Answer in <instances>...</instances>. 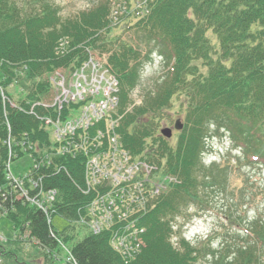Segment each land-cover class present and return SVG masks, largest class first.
<instances>
[{"label": "trees", "instance_id": "1", "mask_svg": "<svg viewBox=\"0 0 264 264\" xmlns=\"http://www.w3.org/2000/svg\"><path fill=\"white\" fill-rule=\"evenodd\" d=\"M111 1L100 0L64 18L61 7L52 0H0V85L9 99L0 91V217L5 215L12 221L17 236L28 233L23 240L34 243L47 264H58L60 237L79 227L80 209L91 212L83 206L97 191L84 194L71 178L54 175L50 167L34 172L42 176L45 193L58 189L48 209L21 195V188L7 177L11 151L22 156V144L27 147L37 137L42 148L49 146L48 132L35 115L45 114V109L31 111L51 89L49 81L46 84L41 77H49L59 68L74 70L85 60L88 46L108 54L120 79L118 132L124 146L156 167L159 183H165L170 175L179 181L162 194L149 193V198L155 195L156 199L146 200L145 210L139 202L134 209L119 203L123 210H129L127 220L139 219V226L145 228L138 249L124 255L113 245L112 234H124L125 226L112 220L106 229L89 231L75 242L70 262L201 264L211 258L207 264H264L262 217L246 227L243 239L224 241L220 249L207 241L194 244L174 229L176 218L190 206L208 207L212 192H226L229 174L239 169L242 160L264 167V0H151L149 14L129 28L142 33L137 39L144 38L158 48L167 69L162 80L144 91L140 103L130 95L140 83L148 53L143 54L138 43L110 38ZM65 40L69 44L62 46ZM11 85L25 93L16 106L7 91ZM175 115L183 118L184 127L176 138L167 139L158 130ZM213 127L231 134L237 152L229 156L235 158V165L230 161L226 167L205 164ZM29 194L40 196L38 190ZM57 214L69 221L62 232L53 224ZM23 240L8 239L0 244V253L19 261Z\"/></svg>", "mask_w": 264, "mask_h": 264}, {"label": "rangeland", "instance_id": "2", "mask_svg": "<svg viewBox=\"0 0 264 264\" xmlns=\"http://www.w3.org/2000/svg\"><path fill=\"white\" fill-rule=\"evenodd\" d=\"M52 1L61 7V15L65 18L74 16L83 10L91 8L93 5L99 3L100 0ZM136 35L143 37L142 33H135V30L128 29L126 25H119L118 28L113 27L109 33L110 38L112 37L113 40L119 42L128 41L132 44L138 43L143 54L148 53L145 54L147 57L145 58L146 60L144 61L140 74V83L130 95L136 102H138L145 90L152 87L157 80L163 79L167 68H165V63L159 57L157 51L158 48L155 47L153 43H146L144 38L137 39ZM60 44L65 46L68 45L69 42L68 40H65V43ZM90 52L93 54V59H98L106 63L108 56L106 57L105 53H101V50L95 49ZM102 54H104V56ZM146 64L150 66L151 73L147 76H142ZM62 70L67 71L66 69ZM58 71L61 70L58 69ZM94 77L96 82L100 80V87H106L108 81L102 71L98 70L94 73ZM41 78L42 81L44 80L46 84H48L47 75H45L44 78L43 76ZM54 79H57L59 84L57 90L66 96L72 88H74L75 92L78 91V82L86 86V82L89 79H92V76L87 75V77H74L71 79L65 78V80L60 77H55ZM49 88L52 89L50 82ZM7 91L11 94L12 99L16 104H20L25 98V93L21 92V89L16 85L8 87ZM81 91H83V89H81ZM51 98L52 96L48 98L47 96H44L42 100L46 101L48 104L51 103ZM170 126H173V124ZM174 133V137L176 138L178 132L174 130ZM208 144L209 147L207 154L204 155L206 165L216 163L221 167H226L229 161L232 165H235V158L229 156V154L234 155V153L237 152L231 140V134L226 131H221L217 127H213L212 135L208 140ZM239 164V169L234 168L233 172L229 174V187L226 192H212L211 196L208 198V207L204 206L199 208L196 205L190 206L184 215H179L176 218L175 231L181 232L182 236L186 237L188 241L194 244L207 241L212 248L220 249L224 241L234 239L238 242L239 237L243 239L245 237L243 231L253 222L254 218H264V167L256 164H247L243 160ZM33 166L34 159L32 155L25 153L20 157H16L12 161V175L14 178H20L29 172ZM34 204L38 205L39 203L34 202ZM79 212L81 216H84L86 219L83 223H78L79 227H76V230L74 229V231H71L72 234H68L66 231V233L63 234V237H60V251L58 253L60 261L57 260L58 264H72L68 257L71 247L75 242L84 238L89 231H95L94 226L90 224L91 220H93L89 217L91 212L86 211L88 216L83 210H80ZM231 218H233V220H231ZM53 224L56 230L62 232L68 227L69 221L64 216L57 214L53 218ZM89 228H91V230H89ZM28 235L29 234L26 233L24 236H17V231H14L13 229L12 221L5 215L0 217V240L6 238V240L12 239L13 242H20L23 239H27ZM14 239H20V241ZM23 241L21 242L22 254L19 261L10 260L9 257L0 253V264H23L26 263V261L34 264V260L35 264H47L45 256L43 257V255L36 251L37 248L34 243L29 240ZM174 241H177V237L174 238ZM114 246L118 248L116 244H114ZM262 250H264L263 247ZM36 255H38V257H35ZM210 260L211 258H205L201 264H207Z\"/></svg>", "mask_w": 264, "mask_h": 264}, {"label": "built area", "instance_id": "3", "mask_svg": "<svg viewBox=\"0 0 264 264\" xmlns=\"http://www.w3.org/2000/svg\"><path fill=\"white\" fill-rule=\"evenodd\" d=\"M90 66H92L91 73H90V75L92 76V79H89L86 82V86L78 82L79 83V85L77 86L78 91L73 97H71L69 93L66 96L60 93V95L57 97V101L60 105H62L63 102L68 101V100L84 99L85 97L90 96V95L94 96L95 94L101 93V90L103 91L102 93L104 94V96H106V99L101 100L100 102L92 101L91 104L84 109L83 118L78 119V120L69 121L70 123L66 124L59 131V134L62 138L66 137L68 133L70 134L76 133L77 129L80 126L88 125L90 122H92L94 118L99 119L100 117L105 115L108 108L114 106L117 102L116 97L112 95L113 91H115L114 87L111 85V83L108 81L106 77L105 78L108 81L106 87L105 88L100 87L101 86L100 80L96 82L95 81L96 79L94 77V73H96L99 69L96 63L93 62L92 60L86 65V67H90ZM76 75L78 78L87 77V75L84 72V69H82L81 73H78ZM81 89H83V91H81ZM84 142L85 141L82 140L80 147H83L82 144H84ZM98 172H99V166H98V159H97L93 161L92 166L90 165L89 169L86 171L85 179L87 182H89V184L78 185L81 191H83V193L90 192L94 184L93 181H95L96 178L101 174ZM104 175L113 180V186L115 190L112 193L108 192L102 195L101 199H98L97 201H95L93 204L90 205L91 207L89 208V210H91L90 217L93 219L91 220V223L94 226L95 232H99L103 228V225H106V223L109 224L114 218L115 213H118L119 217L121 216L120 211L115 206L114 200H115V197L120 194V190L124 189V187L122 186L123 180H121L120 175L117 173H114V174L105 173ZM21 193H22L21 195H23L24 197L27 196L32 202L39 203L38 204L39 207L43 209H47L44 205V202L39 200L37 195L32 197L27 191H22ZM121 218L122 217H120V219ZM137 234L138 232L135 233L134 242L137 241L136 243H140V239L138 238ZM131 242L133 241H131V239L129 238V234H122L119 236L118 243L126 246L127 251H130L131 249ZM113 243L115 244V242ZM137 245L139 246V244Z\"/></svg>", "mask_w": 264, "mask_h": 264}, {"label": "bare ground", "instance_id": "4", "mask_svg": "<svg viewBox=\"0 0 264 264\" xmlns=\"http://www.w3.org/2000/svg\"><path fill=\"white\" fill-rule=\"evenodd\" d=\"M102 55L104 56V54H102ZM107 56H108V54H106V57ZM95 63L97 65L98 69L100 71H102V73L105 75V77L111 83V85L114 87V89L120 90V87H121L120 79L117 77V74L112 70V67H111L108 59H107L106 63H104V62L96 59L95 60ZM61 71H64V70H61ZM63 79L65 80V78H63ZM11 86H15V85H11ZM11 86H9V87H11ZM0 91H1L2 94H6L5 87H2L1 85H0ZM69 94H70L71 97H73L76 94L74 88H72V90L69 92ZM50 96L53 97L54 94H52V93L48 94L47 95V98L50 97ZM96 102H100V99L99 98H96ZM37 107L44 108L45 109V114H37V113H35L36 112L35 109ZM73 107H74V104H72L70 106V109H73ZM31 109L35 113L36 117L40 120V122H41V128L46 129V131L48 132V138H53L55 131L58 130L59 128L51 125L49 122L51 120H53V119H60L59 115H60L61 112L53 104H50V103H48V104L47 103H40L38 101L35 102L31 106ZM65 122H66V124H69L70 123L69 121H65ZM40 143H41V140H40L39 137H37L35 139V141H32V145H34L36 147H38L40 145ZM75 164H76V166L79 169H81V170L84 169V164H83L82 161L75 160ZM57 165L59 166V169H57L56 167H54L52 165L50 166L51 170L54 172V175H59L60 176L61 174H64L65 176H68L69 178L71 177V173L69 171H67L68 164H66V163H57ZM103 185L104 184L102 182H100L98 184V188H102ZM26 188H27V180L26 179H23L21 190L22 191H25ZM85 219L86 218L83 216L81 218V223H83L85 221ZM90 224L92 225V223H90ZM89 230H91V228H89ZM111 240L113 242H115V244L118 246L117 249L120 252H122L124 255H126V253H127L126 246L118 243V241H119V235L116 234V233L115 234H112ZM0 241H1L0 242L1 244H5V243H7L8 240H6V238H5L4 240H0Z\"/></svg>", "mask_w": 264, "mask_h": 264}, {"label": "water", "instance_id": "5", "mask_svg": "<svg viewBox=\"0 0 264 264\" xmlns=\"http://www.w3.org/2000/svg\"><path fill=\"white\" fill-rule=\"evenodd\" d=\"M175 128L178 130L183 128V123H182L181 119H178L176 121ZM162 133L167 137H171L172 136V129L171 128H164V129H162Z\"/></svg>", "mask_w": 264, "mask_h": 264}, {"label": "clouds", "instance_id": "6", "mask_svg": "<svg viewBox=\"0 0 264 264\" xmlns=\"http://www.w3.org/2000/svg\"><path fill=\"white\" fill-rule=\"evenodd\" d=\"M151 73V68H150V66L149 65H145L144 66V70H143V72H142V76H147V75H149Z\"/></svg>", "mask_w": 264, "mask_h": 264}]
</instances>
